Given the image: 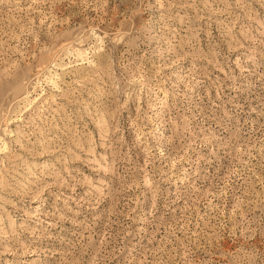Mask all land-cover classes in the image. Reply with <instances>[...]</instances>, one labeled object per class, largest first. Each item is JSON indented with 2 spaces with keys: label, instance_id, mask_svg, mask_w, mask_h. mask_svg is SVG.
I'll use <instances>...</instances> for the list:
<instances>
[{
  "label": "rangeland",
  "instance_id": "1",
  "mask_svg": "<svg viewBox=\"0 0 264 264\" xmlns=\"http://www.w3.org/2000/svg\"><path fill=\"white\" fill-rule=\"evenodd\" d=\"M0 264H264V0H0Z\"/></svg>",
  "mask_w": 264,
  "mask_h": 264
}]
</instances>
